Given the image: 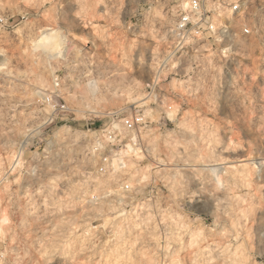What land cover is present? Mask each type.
Returning a JSON list of instances; mask_svg holds the SVG:
<instances>
[{
	"label": "rangeland",
	"instance_id": "rangeland-1",
	"mask_svg": "<svg viewBox=\"0 0 264 264\" xmlns=\"http://www.w3.org/2000/svg\"><path fill=\"white\" fill-rule=\"evenodd\" d=\"M185 1L0 0V264H264V24L153 93Z\"/></svg>",
	"mask_w": 264,
	"mask_h": 264
},
{
	"label": "built area",
	"instance_id": "built-area-1",
	"mask_svg": "<svg viewBox=\"0 0 264 264\" xmlns=\"http://www.w3.org/2000/svg\"><path fill=\"white\" fill-rule=\"evenodd\" d=\"M3 21L0 17V22ZM263 24L262 0H190L187 8L178 12L170 29L169 48L157 63L150 89L155 93L166 76H182L188 67L210 64L217 59L231 66L239 58L241 44L247 38L260 35ZM50 104L54 121L68 113L67 106L55 99ZM171 110L170 106L168 111ZM121 122L122 132L129 134L128 140L132 142L129 146L135 148L133 134L147 124L144 114L136 113ZM119 130L116 126L105 129V137L115 143L120 139ZM109 160L110 155L103 158V163L108 165Z\"/></svg>",
	"mask_w": 264,
	"mask_h": 264
},
{
	"label": "bare ground",
	"instance_id": "bare-ground-1",
	"mask_svg": "<svg viewBox=\"0 0 264 264\" xmlns=\"http://www.w3.org/2000/svg\"><path fill=\"white\" fill-rule=\"evenodd\" d=\"M188 5H189V2L185 1V2H184V6L186 7V6H188ZM110 126H111V125H110ZM111 127H112V126H111ZM109 129H110V127H109ZM135 153H136V156L141 157V156H140L141 153H139V149L136 150ZM3 221H4V222H8V221H9V217H8V215H7L6 212L3 213Z\"/></svg>",
	"mask_w": 264,
	"mask_h": 264
},
{
	"label": "clouds",
	"instance_id": "clouds-1",
	"mask_svg": "<svg viewBox=\"0 0 264 264\" xmlns=\"http://www.w3.org/2000/svg\"><path fill=\"white\" fill-rule=\"evenodd\" d=\"M213 174H215V172H213Z\"/></svg>",
	"mask_w": 264,
	"mask_h": 264
}]
</instances>
